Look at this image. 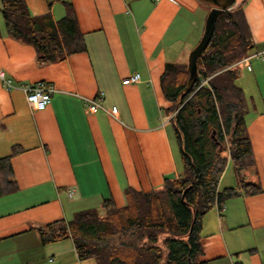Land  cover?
I'll return each mask as SVG.
<instances>
[{"label":"crops","instance_id":"1","mask_svg":"<svg viewBox=\"0 0 264 264\" xmlns=\"http://www.w3.org/2000/svg\"><path fill=\"white\" fill-rule=\"evenodd\" d=\"M70 1L86 49L46 64L7 34L0 12V71L14 86L0 78V159L9 157L16 186L0 193V264H97L78 258L70 236L43 243L39 230L100 211L105 198L123 206L126 187L149 191L182 173L161 76L166 63H187L209 10L198 0ZM25 2L31 15H65L61 0ZM242 10L253 51H263L264 0H247ZM250 63L235 65V81L249 106L254 163L237 171L228 158L225 168L232 165L235 186L242 180L262 191L230 197L204 215L200 260L207 264H264V53ZM136 72L138 82L122 83ZM37 81L55 88L41 110L20 88ZM84 97L103 108L89 111ZM112 106L116 117L106 111Z\"/></svg>","mask_w":264,"mask_h":264},{"label":"trees","instance_id":"2","mask_svg":"<svg viewBox=\"0 0 264 264\" xmlns=\"http://www.w3.org/2000/svg\"><path fill=\"white\" fill-rule=\"evenodd\" d=\"M61 1L65 15L54 20L49 13L31 15L25 0H1L7 34L33 46L40 64L86 49L71 1ZM246 1L237 0L217 16L191 87L186 88L187 63L165 64L161 87L170 103L181 175L164 178L149 191L126 187L123 206L109 197L101 211L81 210L69 221L49 223L39 230L43 243L70 236L78 258L91 257L97 264H207L200 260L204 215L214 206L220 210L230 197L262 191L242 180L218 189L228 158L237 171L254 163L246 130L249 106L235 81V63L254 52L242 10ZM18 150L13 147L12 153ZM10 176L9 157H4L0 193L16 188Z\"/></svg>","mask_w":264,"mask_h":264},{"label":"built area","instance_id":"3","mask_svg":"<svg viewBox=\"0 0 264 264\" xmlns=\"http://www.w3.org/2000/svg\"><path fill=\"white\" fill-rule=\"evenodd\" d=\"M264 53L263 51H254L252 53L247 54L245 57L241 58L237 61L238 64H242L247 68L251 67L250 60L252 58L257 57ZM236 64V63H235ZM0 78L7 89L13 88V84L9 79L4 78V74L0 71ZM140 80L139 73H132L125 78L122 79V83H135ZM204 80L203 82H205ZM25 93V99L27 104L35 110L44 109L51 101L52 93L55 88L52 84L46 83L43 81H37L35 83L24 84L20 87ZM84 105L89 111H95L98 108H103L100 101L96 98L84 97L83 98ZM111 116L116 117L117 107L112 106L109 110H106Z\"/></svg>","mask_w":264,"mask_h":264},{"label":"water","instance_id":"4","mask_svg":"<svg viewBox=\"0 0 264 264\" xmlns=\"http://www.w3.org/2000/svg\"><path fill=\"white\" fill-rule=\"evenodd\" d=\"M209 6V11L204 22L203 33L197 44L190 50L187 58L188 78L186 88L191 87L197 76V59L202 54L213 34L214 24L217 16L230 8H232L237 0H198ZM176 111V110H175ZM174 111V112H175Z\"/></svg>","mask_w":264,"mask_h":264},{"label":"rangeland","instance_id":"5","mask_svg":"<svg viewBox=\"0 0 264 264\" xmlns=\"http://www.w3.org/2000/svg\"><path fill=\"white\" fill-rule=\"evenodd\" d=\"M237 2V1H236ZM202 7H204L206 10H209V6L204 4V3H201ZM203 33V32H202ZM238 63L236 62L235 65H237ZM237 67V66H236ZM235 67V68H236ZM166 98V97H165ZM235 174H234V169L232 167V165L230 166H227L223 172V175L220 179V182H219V186L221 189H223L224 187L226 186H235ZM101 211V210H100Z\"/></svg>","mask_w":264,"mask_h":264}]
</instances>
